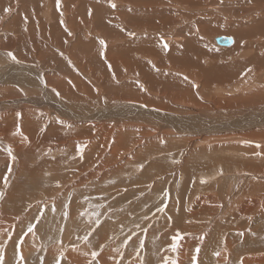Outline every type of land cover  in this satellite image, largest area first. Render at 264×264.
<instances>
[{"label":"rangeland","instance_id":"obj_1","mask_svg":"<svg viewBox=\"0 0 264 264\" xmlns=\"http://www.w3.org/2000/svg\"><path fill=\"white\" fill-rule=\"evenodd\" d=\"M100 1L60 0L57 6V0H0V31L5 32L0 41L9 37V43L3 41L4 47L17 60L24 61L20 56L29 55L30 64L36 65L50 88V103L55 104L56 93L65 98L63 92L78 94L86 103L107 101L109 106L121 98L145 102L150 97L185 111L200 107L224 112V121L264 105V93L262 99L254 93L264 89V61H250L257 55L264 57V49L244 54L235 45L214 46L216 36L227 35L237 42L238 36L207 29L215 22L225 29L233 24L250 26L252 20L264 16L262 0H112L115 8L109 0ZM153 16L164 18L167 24L157 27L152 22L150 27L146 21ZM173 21L178 22L173 25ZM192 33L194 39L204 38L208 51L222 56L217 59L208 54L202 60L206 67L241 65L239 74L220 86L222 90L216 81L203 85L205 78L198 69H186L170 59L188 54L186 43ZM100 39L106 47L100 45ZM147 44L155 51L146 49L150 48ZM257 44L264 45V35L248 36L241 46L249 49ZM145 66L152 70L154 83ZM179 78L190 86L187 94L176 89ZM17 82L15 78L0 82V103L20 101L13 108L0 109V245L4 248L0 252L5 264H56L57 260L60 264H101L103 254L109 264H179L183 254L185 264H264V126L230 128L229 132L247 131L240 133L244 139H213L216 133H208L203 142H192V138L177 134L164 137L154 124L141 122L137 125L147 128L137 129L133 122L125 128L97 123L69 125L59 122L60 116L48 105L34 106L28 100L40 97L43 101L41 81L31 85ZM108 88L128 95L108 94ZM77 99L72 101L81 103ZM32 137L38 146L33 147ZM237 173L256 177L243 186L230 207L214 188L222 183L226 190ZM223 174L226 177L219 184L215 175ZM203 200H209L211 208H203ZM160 207L165 210L158 211ZM30 223L36 228L24 235ZM177 234L180 239L173 251L172 237ZM29 235L32 237L27 239ZM51 249H58V254H49ZM69 250L79 253L82 263L68 261ZM93 252L98 255L93 257Z\"/></svg>","mask_w":264,"mask_h":264},{"label":"bare ground","instance_id":"obj_2","mask_svg":"<svg viewBox=\"0 0 264 264\" xmlns=\"http://www.w3.org/2000/svg\"><path fill=\"white\" fill-rule=\"evenodd\" d=\"M98 1V0H96ZM100 1V0H99ZM241 1V0H240ZM239 1V2H240ZM256 1V0H254ZM263 1V4H264V0ZM261 1V2H262ZM101 2V1H100ZM103 4V2H101ZM254 3V2H252ZM259 3V2H258ZM146 4V3H145ZM262 4V3H261ZM262 4V5H263ZM256 5V4H254ZM258 5V4H257ZM243 6V5H242ZM264 6V5H263ZM123 8V7H122ZM239 9V8H238ZM132 10V9H131ZM156 10V9H155ZM210 10V9H209ZM44 11V10H43ZM153 11V10H152ZM211 11V10H210ZM214 11V10H213ZM50 12V11H49ZM57 12V11H56ZM146 12H148L149 14L151 13L150 10H146ZM262 11H260L259 13H261ZM129 13V12H128ZM132 13V12H131ZM257 13V12H256ZM50 14V13H49ZM105 14V13H104ZM239 14V13H238ZM250 14V13H249ZM148 15V14H146ZM260 15V14H259ZM261 15H264L263 13H261ZM48 16V14H47ZM51 16V14H50ZM53 16V15H52ZM105 16V15H104ZM183 15L180 14L179 15V20L183 21ZM134 17V16H133ZM256 17V16H254ZM259 17V16H258ZM49 18V17H48ZM53 18V17H51ZM124 18V17H123ZM255 19V18H254ZM261 19V20H260ZM50 20V19H49ZM63 20V19H62ZM178 20V21H179ZM195 20V19H194ZM256 20V19H255ZM255 20H252L254 21L251 25L249 23L250 26H247L248 24L245 25V27L241 26V22L239 21V25L238 26L237 24H230L232 25L231 28L229 29H225L223 28L219 23L215 22V23H211V25H208L207 26V29L209 30H214V31H222V32H225V33H235L237 36H238V42L236 41V39L233 37H229L227 35H220V36H216L214 39H215V43L213 44L214 46H220L222 45V47H232L233 45L234 48L236 49H239L241 52H243L244 54H248L249 52H247V50H260V49H264V45H256V47H251L249 49H245L244 47L241 46V43H243V40L246 39V37L248 36H261V35H264V16L263 17H259V21L257 20V22H255ZM156 21H159L158 23H156ZM178 21H173V25L175 23H177ZM207 21V20H206ZM234 21V20H233ZM95 22V21H93ZM117 22V21H116ZM134 22L136 23V18L134 20ZM152 22L154 23V25H156L157 27L163 25L164 23H166L167 21H165V19H158L156 18L155 16H153L152 18L148 19L146 21V23L151 27L152 25ZM245 22V21H244ZM92 23V22H91ZM99 23V22H98ZM172 23V22H171ZM57 24V22H56ZM97 24V23H96ZM100 24V23H99ZM102 24V23H101ZM167 24V23H166ZM195 24V23H194ZM137 25V24H136ZM165 25V24H164ZM172 25V26H173ZM197 25V24H196ZM199 25H200V22H199ZM198 25V26H199ZM227 25V24H226ZM141 26V25H139ZM148 26V27H149ZM201 26V25H200ZM110 27V26H109ZM123 27V26H122ZM174 27V26H173ZM95 28V27H94ZM97 28V27H96ZM125 28V27H124ZM146 28V26H145ZM161 28V27H160ZM163 28V27H162ZM170 29H172L171 27H169ZM190 29L192 27H189ZM188 28V30H189ZM203 29H206V26L204 24V26H202ZM103 29V28H102ZM156 29V28H155ZM163 30V29H162ZM174 30V29H173ZM190 31V30H189ZM198 31V30H197ZM86 32V31H85ZM88 32V31H87ZM138 32V31H137ZM199 32V31H198ZM5 32L4 31H0V35H3ZM94 33V32H93ZM148 33V32H147ZM97 34V37L99 36L98 34L99 33H96ZM112 35V34H111ZM193 35H195L194 33H192V35L190 34L189 35V38H188V43H186V49L188 54H184L183 56V53L180 54L179 57L177 56H174L175 58H170L171 60H173V63H175V61H177L178 63L180 64H183L181 65L182 67H186V69L188 68H196L198 69V72L200 71L201 74L203 75V77L205 78V84L203 85H207L208 86L216 81V85H217V88H219V90L221 89L220 86H224L226 85V81L227 80H230L232 78H234L237 74H239V69L241 68V65L239 63H231V65H224L223 67H221L220 65H217V63L212 66V67H206L205 64L202 63V60L204 57H207L208 54H211L213 57H216L217 59L219 57H222V56H219L218 53H212L210 51L207 50V45H206V41H204V38L203 40L201 39H194L192 38ZM204 35V34H203ZM229 35V34H228ZM191 36V37H190ZM196 36V35H195ZM200 36H201V33H200ZM182 37V35H181ZM203 37V36H202ZM228 38L229 39V42L228 43H225V44H219L217 42V38ZM140 38V37H139ZM166 39H169L171 38L170 36H166L165 37ZM198 38V37H197ZM253 38V37H252ZM261 38V37H260ZM172 39H174L172 37ZM182 39V38H181ZM251 40V39H250ZM3 41H6L9 43V37H3L0 41V68L2 67V70L4 71V73H2L0 75V82H4L8 79H16L18 82V84H23V82H25V85H31L33 84L34 81H41L42 83V86H41V91L43 93V101H39L40 100V97H29L28 100H31L32 104H34V106H38L39 104L43 103V104H46L48 105L50 108L54 109V111L56 112V114H58L60 116V119L59 122H62V123H66V124H69V125H74V124H94V123H97V124H102V125H107V126H116V127H119V128H125V125L128 123V122H133L134 124H136V128L137 129H145L147 127L145 126H141V125H137L138 122H141L143 124H154L155 127H157V129L159 130V132H162V135H175L177 134L176 136H186V138H192V142H203L207 136L208 133H216V134H219L218 135H212L211 138L215 139L217 137H223V138H241L240 136H243L242 134H246L244 132H247V131H244V132H229V131H232V127H243V128H246V127H263L264 126V105H260L258 107H256L257 109H253L251 112H246V113H242L241 116L239 118H236L233 117L232 119L230 118V120H226L224 121V112L223 114L221 112L217 113V111H214L212 112L211 111H208L207 109L204 110V109H201L199 107V109H192L190 111H186L181 107H174L172 105L171 102H168V103H171L170 106L169 104H165L163 103L162 101L158 100V99H155L157 101H154V98H146V101L143 102V101H140V102H129L127 101L125 98H121L125 95H128L124 92H121L117 89H106L107 90V93H112V94H118V92H120V94H123L122 96H120V100H116L117 102H115V104H113L112 106H109L108 102L107 101H101V102H94L93 104L91 102H88L86 103L87 101L86 100H83L78 94H74V95H68L67 93L63 92V94L65 95V98H62V96L58 95L56 93V102L55 104L53 103H50L51 101H49L50 99V88H48L46 86V81H45V77L43 76L42 73H40V71L37 70V67L36 65L34 64H30V57L29 55H22L20 56V58H22V60H26L27 62H24V61H20V60H12L8 55L7 53L11 52V50H6V48L4 46H6V44L3 43ZM156 40H154L155 42ZM241 41V42H240ZM260 41H262V39H260ZM139 42V41H138ZM141 42V41H140ZM139 42V44H140ZM168 42V41H167ZM252 42V41H251ZM169 43V42H168ZM133 43H131L132 45ZM144 46L145 44L142 43ZM152 44V43H151ZM151 44L147 46H150V48H146V49H150V50H154L153 48H151ZM154 43H153V46L154 47ZM99 46V45H98ZM140 46V45H139ZM140 46V47H142ZM157 46V44H156ZM253 46V45H251ZM16 47V46H15ZM131 47V46H130ZM183 47V46H182ZM156 48H159V47H156ZM163 48V47H162ZM129 49V47H128ZM144 49V48H143ZM183 49V48H182ZM132 50V49H130ZM174 50V49H173ZM239 50H236L237 52ZM109 51V50H108ZM148 51V50H147ZM155 51V50H154ZM158 51L160 52V50L158 49ZM162 51V50H161ZM239 51V52H240ZM149 52V51H148ZM176 52V50L174 51ZM179 52V51H178ZM184 52V50H183ZM236 52V53H237ZM231 53H234V52H230ZM241 53V54H243ZM149 53H147L148 55ZM199 55V57L196 56ZM215 54V55H214ZM128 55V54H127ZM174 55V54H173ZM177 55V54H176ZM179 55V53H178ZM193 57H192V56ZM165 56V55H164ZM167 56V55H166ZM255 56V55H253ZM29 57V58H28ZM102 57V56H101ZM129 57V56H128ZM262 57V58H261ZM155 58V57H154ZM178 58V59H177ZM191 58H195V60L193 61ZM201 59V61L199 62L198 60L196 59ZM132 59V58H131ZM152 59V58H151ZM177 59V60H176ZM221 59V58H220ZM145 60V59H144ZM205 60V58H204ZM104 61V60H103ZM252 63H257V64H260L264 61V57L261 56V55H257L255 56L254 58H252V60H250ZM137 64H139L137 61H135ZM140 62V61H139ZM216 62V61H214ZM93 63V62H92ZM177 63V64H178ZM229 63V62H228ZM143 64V63H142ZM140 64V65H142ZM144 66V65H143ZM146 67V66H145ZM137 68V67H136ZM141 69V68H140ZM146 72H148V78L150 79V81L152 83H154V78H153V74L150 73V71H152L151 69H149V66L144 68ZM154 69V68H153ZM185 69V70H186ZM139 70V68H138ZM191 70V69H190ZM142 71H143V68H142ZM195 72V71H194ZM155 73V72H154ZM161 73V72H160ZM196 73V72H195ZM145 74V73H144ZM185 74V73H184ZM188 74V73H187ZM199 74V73H198ZM129 76H133L132 74H129ZM156 76V75H154ZM259 76V75H258ZM257 76V77H258ZM135 77V76H134ZM137 77V76H136ZM218 78L215 80V78ZM261 77H262V81H264V71L263 73L261 74ZM18 78V79H17ZM159 79V78H158ZM188 80V78H187ZM93 81V80H92ZM173 81V80H172ZM261 81V80H259ZM259 81L257 80V82H254L255 83H259ZM12 83V82H11ZM50 83V81H49ZM162 84L165 85V83L161 82ZM160 83V84H161ZM252 83V82H251ZM37 83H34V86L36 87ZM39 84V83H38ZM53 84V83H52ZM156 84V83H155ZM194 84V82H193ZM45 85V86H44ZM172 85V84H171ZM176 89L178 91H182L185 92L186 90L187 91H190L189 87L188 86V83L186 81H184L183 79H176ZM80 86V85H79ZM166 86V85H165ZM246 87H250V85H247ZM252 87V85H251ZM231 88V87H229ZM236 87H233L232 90H236L234 89ZM55 89V88H54ZM143 89V88H142ZM193 89V88H192ZM60 90V89H59ZM113 90V91H111ZM156 90V89H155ZM222 90V89H221ZM104 91V90H103ZM136 91V90H135ZM102 93V92H100ZM104 93V92H103ZM133 93V92H132ZM146 93V92H145ZM186 93V92H185ZM235 93V92H234ZM254 93H257L255 94V97L256 98H260L262 99L263 98V93H264V89L260 90V91H255ZM107 94V95H108ZM144 94V93H143ZM187 94V93H186ZM253 94V93H251ZM52 95V94H51ZM104 95V94H103ZM152 95V94H151ZM78 97V99H77ZM111 97V96H110ZM114 97V96H113ZM129 97V96H128ZM131 97V96H130ZM115 98V97H114ZM200 98V96H199ZM74 99H77V100H81V103H79L78 101H72ZM111 99H113L111 97ZM128 99V98H127ZM13 100V99H12ZM55 100V99H53ZM92 100V99H91ZM108 100V98H107ZM83 101V102H82ZM112 101V100H111ZM200 101V100H199ZM20 101L18 102H10L8 103V105H5V104H2L0 103V109H4L5 108H13L12 106H16V104H19ZM113 102V101H112ZM154 102H158L157 106L153 105ZM176 102V101H175ZM182 102V101H181ZM5 103V102H4ZM14 103V105H13ZM22 103V102H21ZM146 103V104H145ZM218 103V102H217ZM92 104V105H91ZM30 105V104H29ZM186 105V104H185ZM220 105V104H219ZM41 106V105H40ZM176 106V105H175ZM192 106V105H191ZM206 106V105H205ZM213 106V105H211ZM198 107V106H197ZM207 107V106H206ZM255 107V106H254ZM31 108V107H30ZM178 108V109H177ZM15 109V108H14ZM215 109V108H213ZM175 111V112H172V111ZM47 111V109H46ZM49 111V110H48ZM47 111V112H48ZM193 111V112H192ZM51 112V111H50ZM227 112V111H226ZM225 112V114H226ZM232 113V111H230ZM229 112V113H230ZM238 112V111H237ZM236 113V112H234ZM1 114V113H0ZM4 114V113H3ZM51 115V114H50ZM53 117V116H52ZM218 118V119H216ZM2 119V118H1ZM2 121V120H1ZM0 121V122H1ZM218 122L219 124L221 122L220 125L218 124H214L215 122ZM32 123V122H31ZM5 124V123H4ZM131 124V123H130ZM64 125V124H63ZM129 125V124H128ZM149 126V125H148ZM32 127V126H30ZM60 127V126H59ZM66 127V126H65ZM50 128V127H48ZM58 128V127H57ZM151 128V126H150ZM29 129V128H28ZM53 129V128H52ZM149 129V128H148ZM147 129V131H148ZM152 129V128H151ZM234 129V128H233ZM1 130V129H0ZM55 130V129H54ZM167 130V131H166ZM228 130L227 133H223V132H226ZM256 130V129H255ZM152 131V130H151ZM154 131V130H153ZM152 131V132H153ZM55 132V131H53ZM149 132V131H148ZM25 133V132H24ZM46 133V132H45ZM51 133V131L49 132ZM242 133V134H240ZM2 134V133H1ZM58 134V133H56ZM210 134V135H211ZM158 136L159 138L163 137V136ZM190 135V136H189ZM230 135V137H229ZM45 136V134H44ZM157 136V135H156ZM157 137V138H158ZM171 137V136H169ZM35 138V137H34ZM34 138L32 137V145L33 147L34 146H38L37 143H35L34 141ZM234 138V139H235ZM243 138V137H242ZM241 138V139H242ZM244 139V138H243ZM27 140V139H26ZM44 140H46L44 138ZM28 142H30L28 140ZM33 142L35 144H33ZM249 142V141H248ZM262 142V141H260ZM210 144V143H209ZM87 145V144H86ZM51 146V145H50ZM1 147V146H0ZM88 148V147H87ZM8 149V148H7ZM15 149V148H14ZM16 149L18 150L19 148L16 147ZM16 150V151H17ZM27 152H30L31 148L29 149H26ZM89 150V149H87ZM16 153V152H15ZM31 153V152H30ZM88 153V152H87ZM131 153V152H130ZM85 154V153H84ZM132 154V153H131ZM33 155V154H32ZM86 155V154H85ZM15 157V156H14ZM87 158V156H86ZM116 159V157H114ZM184 158V157H183ZM129 159V158H128ZM87 160H89L87 158ZM111 160V159H110ZM109 160V162H110ZM112 161H115V160H112ZM95 162V161H94ZM101 162V161H100ZM99 162V163H100ZM111 164V163H110ZM11 165V164H10ZM14 165V164H13ZM90 165V164H89ZM109 165V164H108ZM17 166V165H16ZM87 166V165H86ZM105 166V165H104ZM97 167V166H96ZM76 169H80V168H77L75 167ZM122 167H120L119 169H121ZM11 169V168H10ZM29 169V168H28ZM81 169H83L81 167ZM9 170V169H8ZM97 170V169H96ZM124 170V169H123ZM101 171V170H100ZM97 172V171H96ZM31 173V172H30ZM72 173V172H71ZM33 174V173H32ZM34 174H35V171H34ZM259 175V174H258ZM54 177V176H53ZM217 181L219 182V184L222 182L220 181L222 178H225L226 176L223 174L222 176H217L215 175ZM228 177V176H227ZM254 175H250V174H240V173H237L235 175H233L231 178H230V186L229 188H226L223 189L222 188V183L221 185H219V187L217 188H214V190L216 192H218L224 201L228 202V205L231 207V202L234 201L239 195L238 193L243 189V186L246 187L248 185V183L250 182L251 179H253ZM260 177V176H258ZM262 177V176H261ZM88 178H90L88 176ZM209 178V177H208ZM212 178V176H210V179ZM71 179V178H70ZM207 179V178H206ZM204 179V180H206ZM152 180V179H151ZM180 180L179 179L177 181V185L180 183ZM68 181V180H67ZM77 182V181H76ZM240 182H243L244 184H241L239 185ZM48 184V183H47ZM59 184V183H58ZM51 185V184H50ZM131 185V184H130ZM154 186V185H153ZM218 188H219V191H218ZM70 190V189H69ZM47 193V192H46ZM217 193V194H218ZM10 194V193H9ZM216 194V195H217ZM1 201V200H0ZM55 201V200H54ZM122 201V200H121ZM202 202V201H201ZM225 202V204H227ZM2 204V203H1ZM203 208L204 207H210L211 206L209 205V200H203ZM225 207V206H224ZM227 207V205H226ZM233 207V206H232ZM186 212V210H185ZM184 212V213H185ZM190 212H194V211H190ZM194 214V213H193ZM1 219V218H0ZM4 222V221H3ZM2 222V223H3ZM5 224V223H4ZM3 225V224H2ZM6 225V224H5ZM4 226V225H3ZM1 228H3L2 226H0ZM129 228V227H128ZM3 230V229H2ZM6 230V229H5ZM9 230V229H8ZM191 230V229H190ZM4 231V230H3ZM215 234V233H214ZM6 235V234H5ZM0 236H1V232H0ZM3 236V235H2ZM8 236V235H7ZM19 237V236H18ZM32 235H29L28 238H31ZM6 239V237H4ZM3 238V239H4ZM60 239V237H59ZM25 241V240H24ZM3 243V242H1ZM56 243V242H55ZM2 245V244H1ZM51 245V244H50ZM55 245V244H54ZM6 246V245H5ZM64 246V245H63ZM28 247V246H26ZM4 249V248H3ZM28 249V248H27ZM54 249V248H53ZM53 249L51 250H48L49 254H53V252H55ZM75 249V248H74ZM77 249V248H76ZM229 249V248H228ZM24 250V249H23ZM47 252V251H46ZM57 252H58V249H57ZM55 252V253H57ZM228 252V251H227ZM63 253V252H62ZM88 253V252H87ZM58 254V253H57ZM65 255V254H64ZM80 254L74 250H69V252L66 253V259L68 261H71V262H81L82 258L79 256ZM82 255V253H81ZM104 255V254H103ZM101 256L100 259L101 260V264H106L108 262H110V259L109 258H105L106 256ZM60 256V255H58ZM29 257V256H28ZM138 257V256H137ZM191 260H193L192 256L190 255L189 256ZM224 258V257H223ZM135 259V258H134ZM185 254H183V257L181 256L180 257V260L178 258V262L179 264H185L186 263V260H185ZM98 260V259H97ZM85 261V260H83ZM86 262V261H85ZM30 263V262H29ZM82 263V262H81ZM100 263V262H99ZM84 264V263H83ZM86 264V263H85ZM109 264V263H108ZM131 264H133L131 262ZM135 264V263H134ZM137 264V263H136ZM169 264V263H168Z\"/></svg>","mask_w":264,"mask_h":264},{"label":"snow or ice","instance_id":"obj_3","mask_svg":"<svg viewBox=\"0 0 264 264\" xmlns=\"http://www.w3.org/2000/svg\"><path fill=\"white\" fill-rule=\"evenodd\" d=\"M109 3L111 4V7H112V8H115V7H116V4L113 3L112 0H109ZM59 4H60V0H57V6H59ZM5 11H6V12H7V11H10V9H5ZM61 23H63V20H61ZM69 34H71V33H69ZM128 34L131 35V36H134V35H135L134 32H129ZM161 40H163V38H161ZM99 43H100L101 46L106 47V42H105V40L100 39V40H99ZM163 47H164V48H167V47H168V44H167L166 42H164V43H163ZM7 55H8L12 60H16V57H15V55H14L13 53L9 52V53H7ZM101 55H104V52H103V51L101 52ZM69 63H71V61H69ZM149 63H151V61H149ZM109 67H110V65H109ZM185 79H187V77H185ZM54 91H55V90H54ZM17 115L19 116L20 113H17ZM162 142H163V141H162ZM9 155H12L10 149H9ZM13 159H15V157H13ZM139 167H140V168H143V164L139 165ZM202 182H203V181H202ZM5 183H7V179H6V178H5ZM2 195H3V193H0V197H2ZM164 195L167 196V190H165ZM65 207H67V205H65ZM164 210H165L164 207H160V208L158 209V211H161V212H163ZM64 215L67 216L68 213L65 212ZM35 219L38 221V220L40 219V217L37 216ZM99 223H100V221L97 219V220H96V224L99 225ZM35 228H36V224H31V223H30V224L28 225L27 232L24 233V235H27L28 233H32L33 230H34ZM90 234H91V233H89V235H90ZM130 238H131V237H129V239H130ZM84 239L87 240V239H88V236H85ZM179 239H180L179 234L174 235V236L172 237L173 243L171 244V247H172L173 251L176 250V248H177V244H176L175 242L178 241ZM22 240H23V237H21V241H22ZM125 243H127V241H125ZM141 246H142V242H141ZM16 247H17V249H18V248H19V244H17ZM101 247H103V245H101ZM2 248H3V245H0V249H2ZM197 251H199V248H197ZM97 255H98V253H96V252H93V253H92V256H93V257H96ZM215 255L219 256L220 253H219V252H216ZM21 259H22V257H21ZM192 259H193V261H195V257H193ZM0 264H5V261H4V257H3L2 252H0ZM56 264H60L59 260L56 261ZM173 264H175V262H173Z\"/></svg>","mask_w":264,"mask_h":264},{"label":"water","instance_id":"obj_4","mask_svg":"<svg viewBox=\"0 0 264 264\" xmlns=\"http://www.w3.org/2000/svg\"><path fill=\"white\" fill-rule=\"evenodd\" d=\"M217 42L219 44H225V43H228L229 42V39L228 38H217Z\"/></svg>","mask_w":264,"mask_h":264}]
</instances>
